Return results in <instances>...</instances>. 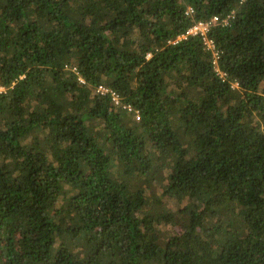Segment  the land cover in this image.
Listing matches in <instances>:
<instances>
[{
  "label": "trees",
  "instance_id": "trees-1",
  "mask_svg": "<svg viewBox=\"0 0 264 264\" xmlns=\"http://www.w3.org/2000/svg\"><path fill=\"white\" fill-rule=\"evenodd\" d=\"M0 87V264H264V0H0Z\"/></svg>",
  "mask_w": 264,
  "mask_h": 264
},
{
  "label": "built area",
  "instance_id": "built-area-1",
  "mask_svg": "<svg viewBox=\"0 0 264 264\" xmlns=\"http://www.w3.org/2000/svg\"><path fill=\"white\" fill-rule=\"evenodd\" d=\"M218 20L219 19L217 17H213L210 22L196 23L192 27H190L188 29V31L181 37L182 39H186L187 36H199V37H201L206 49L210 50L213 53L214 59H215L214 61H216L218 58L217 52L215 51V48H214L212 41L207 39L206 35H207V32H208L210 26L212 24L216 25V23L219 22ZM220 24L222 26L227 25L228 19H223ZM2 91H4V88L0 87V92H2ZM96 93L101 94V95H110L115 106L121 105L120 97L116 93H114L113 91H110L108 88H106L102 85L96 89ZM127 108H128V111H131L130 107H127ZM135 117L138 118L139 117L138 114H135Z\"/></svg>",
  "mask_w": 264,
  "mask_h": 264
}]
</instances>
